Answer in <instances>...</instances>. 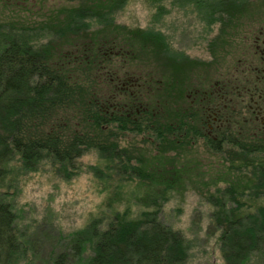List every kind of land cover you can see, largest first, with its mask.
I'll return each mask as SVG.
<instances>
[{
	"label": "trees",
	"instance_id": "trees-1",
	"mask_svg": "<svg viewBox=\"0 0 264 264\" xmlns=\"http://www.w3.org/2000/svg\"><path fill=\"white\" fill-rule=\"evenodd\" d=\"M135 1L51 0V9L37 16L0 21V264L29 263L6 181L44 165L66 180L90 174L114 188L140 181L162 186L139 216L113 212L107 221L87 222L52 264H187L189 240L159 212L168 190L184 189L185 169L144 163L174 152L180 160L198 145L244 181L201 193L223 264H264V128L248 114L230 129L214 123L207 71L195 63L179 68L188 56L162 30L118 21ZM141 1L160 10L170 0ZM251 1L171 0L194 10L208 28L232 26ZM156 51L171 70L136 65L139 53ZM89 154L96 165L83 171L80 161Z\"/></svg>",
	"mask_w": 264,
	"mask_h": 264
},
{
	"label": "rangeland",
	"instance_id": "rangeland-1",
	"mask_svg": "<svg viewBox=\"0 0 264 264\" xmlns=\"http://www.w3.org/2000/svg\"><path fill=\"white\" fill-rule=\"evenodd\" d=\"M50 1L0 0V21H19L23 17L37 16L51 9ZM253 1L247 4L248 10L241 7V17L230 26L233 28L230 41V36L212 39V55L207 50L208 39H211L208 37L209 28L189 7L180 8L181 6L170 0L164 1L161 4L163 8L159 10L137 0L131 6L124 7L117 16L122 25L142 28L150 26L165 32L180 54L188 56V59L178 63L179 68L186 70L195 63L197 70L203 69L208 75L210 69L216 74L220 66L229 67L231 73L239 64L236 55L233 56L237 47L244 45L247 50L250 44L242 42L243 36L258 25L256 20L264 19V0ZM216 26L219 27V24ZM222 40L229 45L224 61L217 52ZM244 59L245 65L248 62L252 66L256 63L257 56L246 52ZM165 61L157 51L150 56L139 53L136 65L151 64L162 71L171 70L172 62ZM201 62L206 64L199 67ZM141 150L140 156L146 159V154ZM155 153L159 155L158 152ZM210 153L198 145L183 152L179 156L180 160L174 159V152L173 155L166 154L167 159L160 157L156 164L148 163L149 159L144 163L145 166L148 164L169 169L173 166L185 169L179 178L184 189L179 188V192L168 190L170 198L160 202L162 207L159 212L161 211L160 217L164 223L180 230L189 240L191 250L187 264H223L219 252L218 232L212 227L211 208L201 193L213 191L211 188L226 183L241 186L239 184L244 182L232 171L231 165L223 162L220 156ZM96 160L94 154L82 158V170L86 171L90 166H95ZM114 184L116 183L111 185ZM161 188L160 183L148 181L118 183L114 188L95 181L90 174L66 180L57 177L53 168L44 165L38 172L12 174L7 179L3 191L11 197L17 215L18 232L28 244L23 249L28 264H52V260L65 249L70 236L87 222L95 218L107 221L113 212H122L132 218L139 216L141 209L148 203L149 196H160Z\"/></svg>",
	"mask_w": 264,
	"mask_h": 264
},
{
	"label": "flooded vegetation",
	"instance_id": "flooded-vegetation-1",
	"mask_svg": "<svg viewBox=\"0 0 264 264\" xmlns=\"http://www.w3.org/2000/svg\"><path fill=\"white\" fill-rule=\"evenodd\" d=\"M256 22L258 25L250 29L242 39V42L250 43L248 49L245 50L244 45L238 46L233 55H236L237 63H239L234 67L233 72L229 73V67L226 66L218 67L216 74L211 69L208 71L209 85L205 94L211 105L209 107L211 117L214 123L221 121L229 129L233 128L235 121L245 120L246 114L264 128V19H258ZM228 26L220 28L213 24L210 25L208 37L211 39L210 41L208 39L207 50L211 55L214 52V50L211 51L213 49L212 39L217 40L220 37L223 39L230 36L228 41L231 40L233 28ZM228 46L224 40L218 46L217 52L219 56L221 55L222 61L227 57ZM246 52L257 56V61L252 66L248 62L247 65L244 64ZM218 104L222 106L223 113H220ZM210 129L212 130V127Z\"/></svg>",
	"mask_w": 264,
	"mask_h": 264
}]
</instances>
